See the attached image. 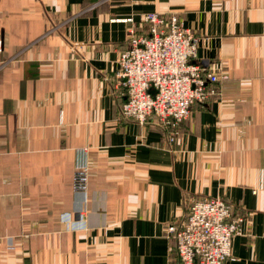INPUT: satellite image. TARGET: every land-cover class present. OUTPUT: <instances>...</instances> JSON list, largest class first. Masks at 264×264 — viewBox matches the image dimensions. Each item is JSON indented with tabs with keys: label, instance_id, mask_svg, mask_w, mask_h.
Here are the masks:
<instances>
[{
	"label": "crops",
	"instance_id": "obj_1",
	"mask_svg": "<svg viewBox=\"0 0 264 264\" xmlns=\"http://www.w3.org/2000/svg\"><path fill=\"white\" fill-rule=\"evenodd\" d=\"M149 12L227 75L174 143L119 112L120 20ZM0 40V264H171L168 226L216 198L244 219L225 264H264V0H0Z\"/></svg>",
	"mask_w": 264,
	"mask_h": 264
},
{
	"label": "built area",
	"instance_id": "obj_2",
	"mask_svg": "<svg viewBox=\"0 0 264 264\" xmlns=\"http://www.w3.org/2000/svg\"><path fill=\"white\" fill-rule=\"evenodd\" d=\"M120 21L131 23L115 75L125 92L120 115L139 124L150 122L174 143L192 107L218 96L219 84L227 75L191 63L197 58L198 38L177 16L142 14L140 22L147 30L140 34L132 19ZM89 169L88 149L76 150L75 191L86 189ZM243 220L232 217L230 204L220 198L192 203L184 217L167 228L177 254L171 264H225L232 258L233 237L242 234Z\"/></svg>",
	"mask_w": 264,
	"mask_h": 264
},
{
	"label": "water",
	"instance_id": "obj_3",
	"mask_svg": "<svg viewBox=\"0 0 264 264\" xmlns=\"http://www.w3.org/2000/svg\"><path fill=\"white\" fill-rule=\"evenodd\" d=\"M0 41H1V40H0ZM1 43H2V41H1ZM150 92H151L152 94H155V93H156V91H155L154 89H151Z\"/></svg>",
	"mask_w": 264,
	"mask_h": 264
}]
</instances>
